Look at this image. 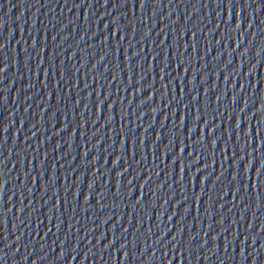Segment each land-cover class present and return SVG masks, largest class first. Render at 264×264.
Instances as JSON below:
<instances>
[{"label": "water", "instance_id": "1", "mask_svg": "<svg viewBox=\"0 0 264 264\" xmlns=\"http://www.w3.org/2000/svg\"><path fill=\"white\" fill-rule=\"evenodd\" d=\"M0 264H264V0H0Z\"/></svg>", "mask_w": 264, "mask_h": 264}]
</instances>
